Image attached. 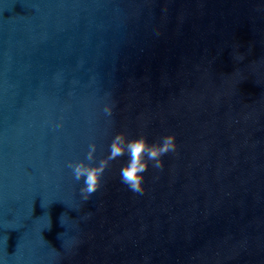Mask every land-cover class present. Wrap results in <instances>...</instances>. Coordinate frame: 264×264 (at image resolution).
Returning <instances> with one entry per match:
<instances>
[{"label":"water","instance_id":"water-1","mask_svg":"<svg viewBox=\"0 0 264 264\" xmlns=\"http://www.w3.org/2000/svg\"><path fill=\"white\" fill-rule=\"evenodd\" d=\"M120 132L177 149L85 201ZM0 264H264V0H0Z\"/></svg>","mask_w":264,"mask_h":264},{"label":"clouds","instance_id":"clouds-1","mask_svg":"<svg viewBox=\"0 0 264 264\" xmlns=\"http://www.w3.org/2000/svg\"><path fill=\"white\" fill-rule=\"evenodd\" d=\"M103 114L111 117L113 105L105 103ZM57 124L56 127H61ZM177 149L175 136L170 134L161 137L159 140L149 143L145 136L129 138L126 133H117L110 145L108 155L96 162V145L90 144L85 160L70 161L68 167L72 170L75 181H83L79 192L83 199L87 201L101 186V180L108 169L110 163L121 157L127 156V162L120 169L121 182L128 189L136 194L144 193V173L149 165L157 170L164 167L163 157L169 153H174Z\"/></svg>","mask_w":264,"mask_h":264}]
</instances>
